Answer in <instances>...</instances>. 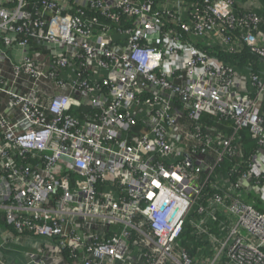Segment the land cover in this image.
<instances>
[{
  "label": "built area",
  "instance_id": "built-area-1",
  "mask_svg": "<svg viewBox=\"0 0 264 264\" xmlns=\"http://www.w3.org/2000/svg\"><path fill=\"white\" fill-rule=\"evenodd\" d=\"M76 3L0 0V247L41 239L34 264H264L259 14ZM32 44L66 52L2 55Z\"/></svg>",
  "mask_w": 264,
  "mask_h": 264
},
{
  "label": "crops",
  "instance_id": "crops-1",
  "mask_svg": "<svg viewBox=\"0 0 264 264\" xmlns=\"http://www.w3.org/2000/svg\"><path fill=\"white\" fill-rule=\"evenodd\" d=\"M238 4L249 6L252 10L256 11L259 16L262 19V26L260 28V33L264 35V0H236ZM77 0H61V3H63L64 6L67 5H76ZM2 55H6L7 58L10 59L13 63H18L22 55H30L33 57H36L37 55H65L66 48L63 45H53V46H43L40 44H32L26 49L19 48L17 46H11L8 49H3ZM240 61L243 65H249L250 68H254V66L251 65V63H255L253 59L249 56H246L245 61ZM10 65H7L9 67ZM240 68L238 71V74L242 77L248 76L250 74L247 70H241ZM262 109L264 111V103L262 104ZM247 136V135H246ZM191 223L198 226L200 223V226L203 227H212L213 223L211 222V219L208 217H203L202 221H198L196 219H191ZM190 227V223L188 221L187 223ZM191 228V227H190ZM192 233V229L190 230V233ZM213 234V231L211 232ZM216 236V235H215ZM218 238V237H217ZM186 239V241H185ZM194 239L192 237H186L184 236V242L186 243H192V245H195ZM218 240L221 241L220 238ZM36 241V240H35ZM1 243V241H0ZM34 240L31 239H20L18 243L12 244V245H4L0 247V264H34L32 262V256L37 255L38 248L37 245H34ZM2 245V243H1ZM196 246V245H195ZM199 250H202L201 248H198ZM194 252V250H193ZM192 257L195 259L196 263L198 260L203 261L204 264L206 263V256L204 252L200 253H193ZM199 252V251H198ZM208 252V251H207ZM209 253V252H208ZM210 258V255H207V259Z\"/></svg>",
  "mask_w": 264,
  "mask_h": 264
},
{
  "label": "trees",
  "instance_id": "trees-1",
  "mask_svg": "<svg viewBox=\"0 0 264 264\" xmlns=\"http://www.w3.org/2000/svg\"><path fill=\"white\" fill-rule=\"evenodd\" d=\"M212 56H216L217 58L221 59V60H224L225 62H228L229 64H234L236 60H242L243 62L245 61L246 59V56H249L251 57L250 55H248V53H244L243 55H237V56H234V55H224L223 53H220L219 51H216V52H209ZM190 230L191 228L189 227V225L186 223V229H185V235L187 237H193L192 236V233H190ZM193 252V251H192ZM193 253H200L199 252H193Z\"/></svg>",
  "mask_w": 264,
  "mask_h": 264
},
{
  "label": "rangeland",
  "instance_id": "rangeland-1",
  "mask_svg": "<svg viewBox=\"0 0 264 264\" xmlns=\"http://www.w3.org/2000/svg\"><path fill=\"white\" fill-rule=\"evenodd\" d=\"M38 243H43V240H41V239H38V240H36V241H34V245H37Z\"/></svg>",
  "mask_w": 264,
  "mask_h": 264
}]
</instances>
